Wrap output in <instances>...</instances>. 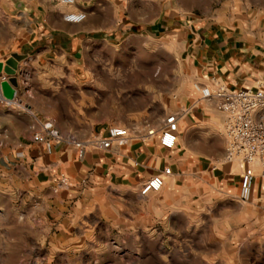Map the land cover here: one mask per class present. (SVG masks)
I'll list each match as a JSON object with an SVG mask.
<instances>
[{"label": "crops", "instance_id": "crops-1", "mask_svg": "<svg viewBox=\"0 0 264 264\" xmlns=\"http://www.w3.org/2000/svg\"><path fill=\"white\" fill-rule=\"evenodd\" d=\"M78 11L83 21L65 18ZM173 33L182 40L180 84L165 85L159 97L152 85L130 106L124 84L97 68L101 46ZM13 53L26 55L31 72L27 84L4 83L26 108L0 106V178L43 240L97 242L116 257L127 247L138 264H264L261 167L254 164L252 194L242 200L243 165L224 157L225 114L194 86L264 83V22L191 17L173 0H0V62ZM170 113L179 130L168 149L145 134ZM48 117L80 139L113 125L127 127L130 138L105 150L57 142L48 150L31 129ZM156 174L164 175L162 189L141 195ZM61 176L69 185L57 188Z\"/></svg>", "mask_w": 264, "mask_h": 264}, {"label": "rangeland", "instance_id": "rangeland-1", "mask_svg": "<svg viewBox=\"0 0 264 264\" xmlns=\"http://www.w3.org/2000/svg\"><path fill=\"white\" fill-rule=\"evenodd\" d=\"M173 4L175 11L191 17L228 22L235 16L238 24L245 26L264 22V0H173ZM181 46L182 40L176 33L132 38L112 47L102 45L103 62L97 68L115 83L124 84L126 100L130 106H135L150 96L152 85L159 97L165 85L180 84ZM174 96L175 91L172 98ZM5 187L6 181L0 178V264L139 263L127 247L119 251L122 257H116L110 250L100 249L102 244L97 242L82 241L65 247L43 240L35 222L23 215L19 195L6 192Z\"/></svg>", "mask_w": 264, "mask_h": 264}, {"label": "built area", "instance_id": "built-area-1", "mask_svg": "<svg viewBox=\"0 0 264 264\" xmlns=\"http://www.w3.org/2000/svg\"><path fill=\"white\" fill-rule=\"evenodd\" d=\"M73 4L75 0H63ZM70 21L81 22L86 18L83 11L72 12L65 15ZM16 70V77L27 84L29 60L24 58L20 61ZM11 75L0 71V106L7 108H26L22 100L16 96L10 97L4 91V83H12ZM201 93L202 98L214 102L215 108L225 114L224 135L227 139L225 160L227 162L238 161L243 165L240 174V198L248 200L251 197L255 169L258 163L264 177V83L258 87L232 88L226 84H217L209 87L201 84L194 85ZM32 138L37 143H43L51 150L54 143L75 147L80 151L88 148L100 150L109 149L113 143L121 145L128 142L130 130L125 126H110L106 134L98 133L87 139H80L74 134L64 133L60 130L55 119L48 117L39 119L32 124ZM179 120L176 113L166 116L161 127L146 125V136H157L159 143L168 149L174 148L178 140ZM1 145V141H0ZM171 172L166 167L164 174ZM165 184L163 174H156L147 179L140 188L141 195L145 196L151 192L162 189ZM69 180L61 176L57 188L67 187ZM264 229V220H263Z\"/></svg>", "mask_w": 264, "mask_h": 264}, {"label": "water", "instance_id": "water-1", "mask_svg": "<svg viewBox=\"0 0 264 264\" xmlns=\"http://www.w3.org/2000/svg\"><path fill=\"white\" fill-rule=\"evenodd\" d=\"M26 58V55L13 53L5 62H0V71H5L12 77L10 81L14 84L17 83L16 70L19 62Z\"/></svg>", "mask_w": 264, "mask_h": 264}]
</instances>
